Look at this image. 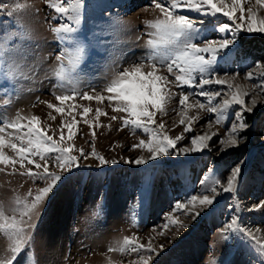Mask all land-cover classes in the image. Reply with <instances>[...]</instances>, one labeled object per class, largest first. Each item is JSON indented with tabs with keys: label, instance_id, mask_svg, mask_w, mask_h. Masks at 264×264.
<instances>
[{
	"label": "rangeland",
	"instance_id": "374dc122",
	"mask_svg": "<svg viewBox=\"0 0 264 264\" xmlns=\"http://www.w3.org/2000/svg\"><path fill=\"white\" fill-rule=\"evenodd\" d=\"M156 2L165 3V0ZM17 3L30 7L7 15ZM251 3L255 4V0ZM0 4L9 5L7 10H0V125L14 120L17 113L25 118L22 123L37 116L47 134L59 140L62 121L67 124L74 115L79 124L73 131L83 132V137L77 135L68 141L65 127V144H74L86 153H91L94 145L96 152L105 159L117 161L100 165L91 155L87 159L80 157L78 167L68 172L51 162L50 170L65 178L41 208L42 215L36 220L27 253L19 254L13 264H31L29 257L33 256L36 264H131L138 261V254L119 251L125 236L136 237L140 243L151 240L154 246H163L152 253L151 264H262L264 257L256 250L255 241L247 237V232L228 230L222 233L221 230L236 216V227L250 231L264 243V210H250L264 201V91L252 88L262 83L259 77L245 79L249 71L256 69L257 63H264L263 46L259 40H251L252 37L264 38V34L241 31L235 45L230 46L231 51L222 52L214 66L215 77L235 76L232 83L249 91L246 105H250L252 96L257 100L254 110L244 113L249 127L239 134V146L223 152L219 150V139L227 138L239 106L220 124L215 122L214 113L187 108L188 117L198 114L199 118L191 125H187L185 119L182 125L178 101L173 100L168 104L166 115L158 112L155 117L157 124H165L163 131L170 137L183 135L172 151L190 147L194 135H215L208 142L209 149L204 151L149 160L146 148H132L141 139L147 141V135L141 130L134 133L130 128L118 131L121 121L110 120L116 113L107 101L98 103L77 98L60 105L52 93L68 94L74 89L80 93H102L116 73L146 57L149 53L146 42L153 37L148 35L152 29L145 26V21L163 18L160 10L153 6V0H85L78 26L64 18L59 22L51 20L56 13L47 6L46 0H0ZM178 11L196 15L186 9ZM259 15L264 16V9L259 10ZM63 22L72 23L78 30L60 43L50 29ZM222 22L234 23L223 16L213 19L211 25L198 23L202 28L198 42L204 37L220 39L227 35L231 38V33L212 31L213 26ZM63 48L68 49L73 64L65 57L66 71L61 80L55 71L58 67L56 56ZM161 71L166 74V68ZM218 89L222 90V95L228 90L227 85L206 86L209 91ZM182 90L171 86L172 93ZM187 90L199 92L194 87ZM194 99L205 100L196 96L190 97L187 103H193ZM41 101L63 107L64 111L57 113ZM83 107L92 109L83 119L92 122L95 137L80 116ZM97 107L109 115L97 121ZM185 126L191 131L185 133ZM12 132L7 130V133ZM5 152L16 158L10 148ZM73 154L79 156L78 151ZM139 157L147 162L125 163V159L131 161ZM237 164L242 166V177L237 182L236 193L218 196L210 213L204 214L197 207L195 210L202 214L193 220L174 211L176 202L186 201L192 195L201 192L213 195L205 189L215 186L221 192L222 188L214 185V181L219 179L226 185L230 170ZM0 168L4 169L0 171V208L5 215H15L19 219L29 192L35 195L44 182L19 175L11 166L0 165ZM16 169L23 171L19 165ZM169 213L177 220L175 225L167 219ZM166 223L169 224L167 229ZM11 243L9 237L0 232V260L11 256ZM110 248L116 250L109 251Z\"/></svg>",
	"mask_w": 264,
	"mask_h": 264
},
{
	"label": "snow or ice",
	"instance_id": "6c2138e0",
	"mask_svg": "<svg viewBox=\"0 0 264 264\" xmlns=\"http://www.w3.org/2000/svg\"><path fill=\"white\" fill-rule=\"evenodd\" d=\"M46 2L47 6L56 13L55 16L50 17L51 20L59 22L64 18L67 21L74 22L77 26L81 23L85 0H46ZM153 6L160 10L163 18L145 21V26L152 29L148 35L153 37L146 42V46L149 48L146 57L116 73L102 90V93H80L75 89L68 94H57L53 91L52 94L55 96V100L60 105H64L66 101H74L77 98L87 101L96 100L98 103L107 101V104L112 108V112L116 113L110 116V120L121 121V127L117 129L118 131L123 128H130L134 133L136 130H141L143 134L147 135V141L141 139L138 144H133L132 148H146L150 153L147 158L149 160H155L160 156L204 151L209 149L208 142L215 135V133L212 135H194L191 138L190 147L172 151L184 138L183 135L175 138L170 137L163 131L166 127L165 124H157L155 119L158 112L162 115L167 114L168 104L171 101H178L182 116L180 124L182 125L185 124V119H187V125H191L193 120L199 118L198 114L195 117H188L187 108H198V110L214 113L215 122L220 124L229 118L232 109L239 106V110L234 112V119L227 138L219 139L221 146L219 150L223 152L238 147L240 144L239 134L249 127L245 122L244 113L252 112L257 105V100L255 96H252L250 105H246L245 97L250 95L249 91L232 83L236 78L235 76L228 79L215 77L214 66L217 63V57L222 52H225V50L231 51L230 46L235 45L241 31L264 34V16L259 15V10L264 9V0H255V4H252L251 0H165V3H158L153 0ZM28 7L30 5L17 3L13 11H8L7 15L12 16L13 12H19ZM8 8L9 5L0 4V10H7ZM179 9H186L196 15L190 16L178 11ZM219 16L226 17L228 21L234 23L222 22L218 26H213L212 31L221 34L231 33V38H228L227 35L222 36L220 39L204 37L202 42H198L202 28L198 27L197 24L199 23L201 26L211 25L213 19ZM77 30L78 27H73L72 23L67 22L59 23V26L50 29L60 43L70 39L71 35ZM65 57H68L69 64H73L67 48L61 49L56 56L58 67L55 75L61 80L64 78L66 71ZM163 68H166V74L161 71ZM254 77H259L262 83L254 84L252 88L264 91V63H257L256 69L249 71L245 79L252 80ZM213 84L227 85L228 90L223 95L222 90L219 89L215 91L206 90V86ZM172 85L184 90L172 93ZM193 87L199 89V92L187 90ZM103 93H106V95ZM196 96L205 98L204 102L200 99H194L193 103H187L190 97L194 98ZM218 97H220L219 100H217ZM41 102L47 103V107L54 109L57 113L64 111L63 107L56 104ZM71 111H69V115H71ZM91 111L90 107H83L80 113L81 118L83 119ZM108 115L106 111L99 107L95 110L97 121L101 116ZM24 119L17 113L14 120L5 121L0 125V165L11 166L19 175L43 181L44 186L40 187L35 195L29 192V198L23 204L24 210L20 213L19 219L15 215H5L4 210L0 208V232L7 235L12 241L9 247L11 256L5 260H0V264H13L19 254L27 253L33 239L36 220L42 215L41 208L62 179L65 178L60 173L50 170L51 162H54L64 172L78 167L77 161L79 158L84 157L87 159L89 155L98 160L100 165L117 163L115 159H105L104 156L97 153L94 145L91 153H86L83 148L77 149L74 144H65L63 131L65 127L67 128L68 141L73 140L77 135L83 137V132L73 131L74 127L79 124L74 115L67 124L62 121L59 140H55L53 135L47 134V131L40 126L39 117L32 116L27 119V123H22L21 121ZM83 123L89 125L90 134L95 137V131L91 130L92 122L83 119ZM8 129L13 130V132L7 133ZM24 129H27V131H23ZM189 131H191V128L185 126L184 132ZM21 132L23 134L19 135ZM16 141H19V143ZM6 148H10L15 153L16 158L7 155ZM74 151H78L79 156L74 155ZM35 157L39 159H34ZM146 162L147 160L144 157L131 161L125 159V163H135L137 165ZM17 165L23 171H18L16 169ZM26 165L32 167H26ZM3 170V168H0V171ZM241 177L242 166L237 164L230 170L226 185L222 184L219 179L214 181V185H219L222 188L221 192H218L215 186L205 189V192H211L213 195L209 196L204 192L199 195H192L186 201L176 202L174 211L181 215H188L193 220L202 214L201 211L195 210L197 207H200L204 214L210 213L215 207L218 196L224 193H236L237 182ZM250 210H264V201L259 202ZM236 211H239L238 203L236 204ZM167 219H170L172 225L177 223L173 213H169ZM236 225L237 217L233 216L231 223L226 225L221 232L224 233L228 230L241 233L247 232V237L255 241L256 250L264 257V243L250 231L240 229ZM164 227L167 229L169 224L166 223ZM157 247L163 246H154L151 240L147 243H140L136 237L125 236L119 251H130L138 254V261L131 262V264H151L153 261L152 253L157 251ZM115 250L113 248L109 249V251ZM144 253H147V255ZM29 259L31 264H36L34 256L29 257ZM262 264H264V261H262Z\"/></svg>",
	"mask_w": 264,
	"mask_h": 264
},
{
	"label": "trees",
	"instance_id": "16d2710c",
	"mask_svg": "<svg viewBox=\"0 0 264 264\" xmlns=\"http://www.w3.org/2000/svg\"><path fill=\"white\" fill-rule=\"evenodd\" d=\"M251 40H259L258 43L261 44L264 48V38L252 37Z\"/></svg>",
	"mask_w": 264,
	"mask_h": 264
},
{
	"label": "bare ground",
	"instance_id": "6f19581e",
	"mask_svg": "<svg viewBox=\"0 0 264 264\" xmlns=\"http://www.w3.org/2000/svg\"><path fill=\"white\" fill-rule=\"evenodd\" d=\"M55 246V245H54Z\"/></svg>",
	"mask_w": 264,
	"mask_h": 264
}]
</instances>
